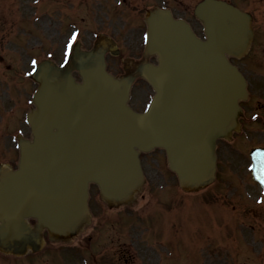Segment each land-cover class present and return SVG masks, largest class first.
<instances>
[{
  "label": "rangeland",
  "instance_id": "374dc122",
  "mask_svg": "<svg viewBox=\"0 0 264 264\" xmlns=\"http://www.w3.org/2000/svg\"><path fill=\"white\" fill-rule=\"evenodd\" d=\"M132 1L138 5L143 3V0ZM199 1L157 0L156 3L168 2L170 7L177 4L176 10L182 11L186 18L192 19L193 8ZM229 1L236 3L239 8L253 16L252 27L255 30L253 46L248 58L238 64L243 67L250 79V99L243 103L245 108V118H243L252 122L250 125H255L253 122H259L260 118H264V102L261 101V98H264V79L260 76L264 73V0ZM68 5H72L73 9ZM115 7V0H0L1 138H3V130L13 122L15 113L19 117L30 108L28 103L34 89V83L29 77L30 70L35 66L38 69V64L42 60H48L55 66L62 62L65 54L62 49L65 39L69 40L71 35L75 37L78 34L77 28H73L72 23L77 24L80 21L77 27L80 29L81 44L78 45L81 49L89 48L87 44L91 41L90 35L94 34L93 29L89 28L93 27V23L97 22L98 29L102 33L116 34L109 16H112V11L121 9ZM124 11L127 12L125 8ZM195 27L200 30V26ZM34 52L36 54H31ZM50 54H53L54 58ZM19 71L22 76L19 75ZM253 112L259 115L255 119L251 116ZM235 139L233 136L219 142V152L223 151L220 157L223 163H227L224 175H220L218 181H215L209 189L208 187L197 191L192 187L183 189L188 195L183 193L181 200L175 196L178 191L176 177L168 171L164 160H161L160 167L163 171L161 172L153 164L157 155L153 152L149 153V156L146 155L149 162H145V182L131 196L133 199L128 203L134 206L131 210L138 209L143 214L148 212L151 215L143 222L139 221L140 225L149 230L144 236H157L174 247L173 253H176L177 257L175 262L173 260L169 264H187L188 260L192 261L191 264H264V217L260 215L264 204L263 202L258 204L253 193H242L246 190L242 187L243 180L248 174L245 172L248 169L247 158L243 160L239 154L244 149L237 148V152L229 153L226 151L227 146L239 144L223 142L235 141ZM257 139L256 143H262L259 137ZM253 144L255 142L251 141L250 145L245 144V146L249 148ZM216 184H218L217 190L213 191ZM106 207L107 216L101 220L102 224L96 222L94 217H90V221L86 220L84 224L85 236L89 233L95 237L102 236L99 240L105 245L110 236H124L123 230L119 232L114 228L110 233L107 228L111 221L114 223L118 221L122 214L121 209ZM86 219H89V216ZM240 224L243 227L242 233L240 230L238 232ZM84 225L82 223L79 230ZM136 227L139 229L138 226ZM243 233H250L253 236L249 234L239 236ZM81 237H72L70 243L76 242V239ZM68 243L69 241H57V244L62 246ZM119 246L125 248L124 245L113 244L114 251L111 253L113 255L107 258L111 264H123V257L120 258L117 254L122 256L126 251L119 250ZM175 248L180 249L176 251ZM186 250L190 253L185 257ZM144 254L155 257V252L150 249L144 251ZM38 257L43 264H52L48 262L52 257L59 259L47 247L41 250ZM136 263L132 261L131 264Z\"/></svg>",
  "mask_w": 264,
  "mask_h": 264
},
{
  "label": "water",
  "instance_id": "95a60500",
  "mask_svg": "<svg viewBox=\"0 0 264 264\" xmlns=\"http://www.w3.org/2000/svg\"><path fill=\"white\" fill-rule=\"evenodd\" d=\"M210 6H216L224 11V14H228L230 19L226 21L227 23L233 21L237 15L242 20L244 18L222 2H209L205 8H201L197 12L204 19L206 27L212 29V37L207 43L199 42L192 37L184 25L179 24L181 29L179 27L169 29L172 24L165 21L163 27L168 29L159 38H156L154 45L159 43L155 45L156 49L160 53L167 51L170 56L160 62L159 68L153 69L151 81L156 88L157 96L152 110L145 116H135L127 109L124 104L125 90L117 92L114 89L116 84L108 77H101L99 82L101 86L99 83H92L87 78L85 97L95 94H98L99 97L90 98L86 105H82L84 99L79 101L84 106L83 108H86L84 109L86 115L81 122L84 128L78 129L79 131L71 143L63 145L67 135L66 128L69 126L70 130L76 126L74 122L71 123L70 116L68 126L66 121L60 120L61 114L65 116L67 112V107L64 105L65 98L44 82L45 86L37 96L39 100L43 98L44 102L42 100L37 103L36 117L38 132L40 127L44 126L47 134L45 136L40 134L43 137L32 144L28 159H24L22 163V170L10 183L11 190L17 192V188L23 189L21 184L28 183L27 179L33 174H37L45 181L47 187L50 185L47 192L52 191L49 196L51 200L65 198L72 200L76 198L77 194L80 200L85 190V182L89 180L97 182L106 192H115L122 189L124 182L133 176L122 174L121 169L125 167L118 162H121L123 158L126 160L128 158L127 166L132 161H134L133 165L135 163L137 166L136 154L132 150L133 146L139 148L162 146L175 162L190 161L194 155H203L207 159L211 152L212 135L210 137L203 121L206 123L213 121L214 124H219L221 105L228 100L227 97L230 96L229 100L235 101L239 95H236L238 89L235 91L233 88L230 92L229 86L232 84V80L227 78L226 70L229 69L227 65L221 71L219 68H210L212 74L209 78H205L206 90L200 79L201 73L204 74L206 68L204 71L201 70L195 59H202L206 61L205 64L214 65L212 63L214 53L217 52L218 57L219 54L223 56L220 46L227 45V42H221V39H229V33L232 32V28L221 21L216 27L212 26L214 12L211 11ZM219 25L223 27H219ZM216 32L222 33L223 36L216 37ZM176 33L179 35L177 36ZM242 85L241 82L240 87ZM107 87L110 89L104 91ZM71 89L76 98H79L83 93L72 85ZM193 93L198 95V100L195 102ZM205 93L208 98L207 104L210 103L211 106L207 113L200 116L194 108L191 109L190 104L197 103L199 106ZM188 94L190 95L189 103ZM101 99L102 101H100ZM110 101L114 104L113 113L106 112L110 107ZM47 104L53 105L54 110L51 113L46 111ZM39 116L43 123L38 120ZM107 117H111L109 126L101 121L102 118L108 119ZM52 129H54V134L51 132ZM123 130H125L124 133ZM111 155L112 158L116 156L112 167H105L107 163L104 164V161ZM257 170L261 173L264 172V168L259 167ZM21 197H24V193ZM39 202L41 203L42 200L39 199ZM78 205L79 203L73 205L72 212ZM54 206L52 204L45 210L35 208L34 214L48 227L55 226L61 217L63 210L61 203H55Z\"/></svg>",
  "mask_w": 264,
  "mask_h": 264
},
{
  "label": "bare ground",
  "instance_id": "6f19581e",
  "mask_svg": "<svg viewBox=\"0 0 264 264\" xmlns=\"http://www.w3.org/2000/svg\"><path fill=\"white\" fill-rule=\"evenodd\" d=\"M212 12H214V16H213V19H212V26L213 27H216L218 25V23L221 21L225 24H227V26H230V24H228L226 21L230 19L229 15L228 14H224V11H221L220 9H218L217 7H211L210 8ZM234 29L232 28V32L229 33V36L230 37H233L232 39L229 38V39H221V42H227V45L228 47H230L231 44L235 45L239 42V44L241 45L242 44V41H243V25H244V21L240 18H236L234 20ZM233 23V24H234ZM226 26V25H225ZM219 27H223L221 25H219ZM215 36L216 37H222L223 34L220 33V32H216L215 33ZM237 38V39H236ZM231 40V43L228 42ZM172 46V45H171ZM222 46H220L221 48ZM203 60L200 59V62H202ZM215 64H221L223 65L220 61L219 62H216L214 61ZM227 72H229L230 74V77H227L228 79H232V84L229 86V89H230V92L232 91L233 87L235 86V88L238 86V79L237 77L235 76V74L233 72H231L230 70H226ZM202 80V79H201ZM53 109V105H46V111L47 113H51ZM66 115L63 117V114H61V120H65L66 121V124L69 125V114L68 113H71L73 111L72 107L71 106H68L67 110H66ZM107 112L108 113H113L114 110H113V105L110 103V107L107 109ZM44 119H47L46 117L42 116ZM108 119H104L102 118L101 121L106 125V126H109V119L111 117H107ZM109 129V127H107ZM125 132V130H123V133ZM122 133V135H123ZM125 138H126V135H125ZM109 166H111L113 164V159L109 160ZM23 189H26L23 185L21 186ZM22 189H17V195L18 197H20L22 195ZM21 193V195L19 196V194ZM27 193V190L24 192V196L25 194ZM6 219H10V216L9 215H6L5 216Z\"/></svg>",
  "mask_w": 264,
  "mask_h": 264
}]
</instances>
